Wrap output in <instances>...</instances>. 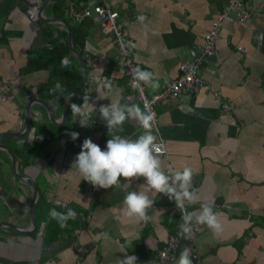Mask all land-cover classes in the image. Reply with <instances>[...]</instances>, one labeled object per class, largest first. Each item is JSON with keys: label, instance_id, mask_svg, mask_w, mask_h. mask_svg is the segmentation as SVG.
Wrapping results in <instances>:
<instances>
[{"label": "crops", "instance_id": "0c3cea01", "mask_svg": "<svg viewBox=\"0 0 264 264\" xmlns=\"http://www.w3.org/2000/svg\"><path fill=\"white\" fill-rule=\"evenodd\" d=\"M99 1L0 0V144L10 149L16 172L31 178L36 188L31 230V188L15 177L11 158L0 147V264H118L125 257L122 248L136 255L138 264H160L156 252L175 231L177 216L163 194L148 193L155 199L148 222L137 224L123 215L126 193L144 190L145 178L128 183L121 177L119 186L103 189L80 180L72 168L85 138L104 149L111 137L98 111L87 121L89 127L73 121L71 103L82 105L87 94L97 109L110 104V98L97 99V90L106 94L100 82L111 77L113 88L122 91L121 103L138 104L126 98L131 91L111 36L102 34L92 18L76 24L64 12L69 2L79 9ZM115 1L119 19L131 20L126 42L132 63L158 78L157 89L145 85L147 95L178 75L177 62L196 55L201 37L227 2ZM242 1L254 9L250 18L224 21L215 54L200 63L209 89L155 105L164 167L196 170L193 185L212 202L223 227L217 235L204 226L193 240H179L161 264H177L185 247L198 254L199 264H264V0ZM85 54L99 56L103 67L87 65ZM64 81L75 85L64 91ZM72 89L84 93L69 95L63 107ZM212 90L230 105L229 112H222ZM26 105L30 118L25 127ZM123 129L119 134L133 139L142 131L135 120L126 121ZM73 131L79 133L74 141L68 135ZM53 208L73 209L76 218L64 228L55 226L49 217ZM199 208L191 205L188 211Z\"/></svg>", "mask_w": 264, "mask_h": 264}, {"label": "clouds", "instance_id": "9594fccd", "mask_svg": "<svg viewBox=\"0 0 264 264\" xmlns=\"http://www.w3.org/2000/svg\"><path fill=\"white\" fill-rule=\"evenodd\" d=\"M67 58L62 60V65L67 66ZM131 87L140 89L142 85H148L153 90L159 87L158 78L152 72L135 68ZM101 88L106 94H101L100 90L97 99L110 98L107 105H100L97 109L95 102H90L87 94L83 97L82 105L71 103L73 121L79 122L82 127H89L87 121L92 119V114L97 111L100 117L106 122L108 135L111 137L106 141V147L102 149L91 138H85L81 145L80 152L73 160L72 168L76 169L80 180H85L96 188L108 189L119 186L121 177L126 182L131 183L132 178H145L144 190L129 191L123 200V215L134 223L148 222L151 217L149 210L153 208L155 199L148 193L155 192L157 195L163 194L175 202L177 209L182 213L179 225L180 235L192 240L194 225H205L214 234L223 231L222 224L218 219V214L213 210L212 202L202 199L193 185V177L196 174L190 166H184L182 170H177L172 165L164 167L161 155L162 147L156 143L154 129V113L150 110H142L138 104L121 103L122 91L114 89L110 81H104ZM111 93L118 98L113 99ZM128 120H135L141 133L134 139L122 136L123 125ZM74 141L79 137V133H68ZM199 204L198 210L188 211L191 205ZM49 217L57 221L61 228L67 226L70 219L76 218L73 209H66L65 212H58L55 208L49 212ZM104 239H108L107 234H102ZM131 245V238L128 240ZM121 252L125 257L118 261V264H138L136 255H127V249L122 248ZM177 264H193L189 247H185L179 254Z\"/></svg>", "mask_w": 264, "mask_h": 264}, {"label": "built area", "instance_id": "2783aa9c", "mask_svg": "<svg viewBox=\"0 0 264 264\" xmlns=\"http://www.w3.org/2000/svg\"><path fill=\"white\" fill-rule=\"evenodd\" d=\"M115 0H100L99 3L92 4L91 6H83L79 9H75L71 2H69L64 10L66 15L76 24L83 21L85 18H92L99 27L102 34L110 35L113 44L117 50V56L120 61L122 75L125 77V85L130 89L131 93L126 95L127 99L135 100L142 110H150L154 113V129L153 133L156 136V143L162 147V155H165L164 143L161 135L159 134L157 127V115L155 112V105L157 102L165 98H177L183 93H192L198 89H207L208 84L199 73V66L202 60L208 56H212L216 52V38L218 35V28L224 21H231L233 19L246 22L254 9L244 3L242 0H227L221 11L216 15L215 20L211 22V26L201 37V42L197 46V53L191 59L186 61H179L176 63V69L178 75L171 80L163 82V88L156 93L147 95L144 91L145 85H142L140 89H134L131 87L133 80V69L136 66L132 63L131 52L126 42L128 36V24L131 22L129 19H119V13L116 9ZM84 60L87 65L94 67H103L104 60L99 56L84 55ZM104 81L112 82L111 77L103 78L100 82V86ZM209 89V88H208ZM211 95L219 101L222 112L227 113L230 110V105L221 99V95L218 91L212 90ZM166 198L172 205V211L177 216L176 227L173 234L169 235L165 241V244L159 248L156 252V256L161 264L171 258V252H173L178 241L184 239L180 235L179 225L181 221L182 213L177 209L175 202ZM218 210V206L215 207ZM205 225H194V233H198ZM194 235V236H195ZM194 238V237H193ZM193 240V239H192ZM191 259L199 264V256L191 250Z\"/></svg>", "mask_w": 264, "mask_h": 264}, {"label": "water", "instance_id": "95a60500", "mask_svg": "<svg viewBox=\"0 0 264 264\" xmlns=\"http://www.w3.org/2000/svg\"><path fill=\"white\" fill-rule=\"evenodd\" d=\"M58 20H61V22L64 24V26L67 27V24L64 20L62 19H59V18H56ZM68 31V29H67ZM69 32V31H68ZM77 56V60H78V68H79V72H80V76H81V81H82V84L83 86H85L86 88V82L83 78V75H82V65H83V61L80 57L79 54L76 55ZM82 94L84 93V90H76V89H72V90H69L63 97V103H64V106L66 105L67 103V98L69 95H73V94ZM39 103L42 104L43 106H45L48 110V112L50 113V115L52 114V111L51 109L45 104L44 101L42 100H39ZM62 116L64 117L65 116V108L63 109V112H62ZM29 118H30V109L28 107V105L25 106V127L28 125L29 123ZM27 129V128H26ZM8 135H11V134H8ZM0 147H2V149H4L10 156L11 158V164H12V167H13V170H14V175L16 178H18L19 180L21 179L27 186H29L31 188V197H30V201L28 203V214H29V219H30V224H31V230H35V218H34V213H33V203H34V200H35V196H36V188L34 186V183L32 182L31 178L25 176V174H19L16 172V169H15V165H16V160L14 158V156L12 155L10 149H8L6 146L4 145H1L0 144ZM28 232V231H26Z\"/></svg>", "mask_w": 264, "mask_h": 264}, {"label": "trees", "instance_id": "16d2710c", "mask_svg": "<svg viewBox=\"0 0 264 264\" xmlns=\"http://www.w3.org/2000/svg\"><path fill=\"white\" fill-rule=\"evenodd\" d=\"M64 83V91H66L67 89H69L70 87H73L75 84H73V83H68V82H66V81H64L63 82ZM55 221V224L53 223V225H55V226H57L58 225V223H57V221L56 220H54ZM52 225V229H53V226ZM50 231H52L51 229H49Z\"/></svg>", "mask_w": 264, "mask_h": 264}]
</instances>
